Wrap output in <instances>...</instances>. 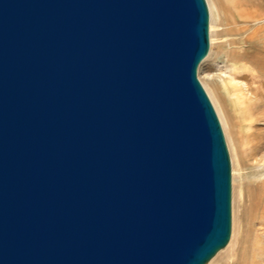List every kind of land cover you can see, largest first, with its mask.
<instances>
[{"label":"water","instance_id":"obj_1","mask_svg":"<svg viewBox=\"0 0 264 264\" xmlns=\"http://www.w3.org/2000/svg\"><path fill=\"white\" fill-rule=\"evenodd\" d=\"M207 23L205 0H0V264H206L226 245Z\"/></svg>","mask_w":264,"mask_h":264},{"label":"rangeland","instance_id":"obj_2","mask_svg":"<svg viewBox=\"0 0 264 264\" xmlns=\"http://www.w3.org/2000/svg\"><path fill=\"white\" fill-rule=\"evenodd\" d=\"M259 1L263 4L258 9L264 12V0ZM227 2L229 0L205 2L207 14L209 12L208 47L196 66V78L221 128L230 170L227 246L206 264H264V147L257 152L252 149L253 138L264 136V119L258 118V111L264 112V18L258 21L262 28L259 42L251 47L243 42L233 43ZM242 65L249 67L239 70ZM234 86L244 92L247 90L251 100L260 105L252 129L238 113L239 102L233 101L236 98ZM247 135H250L249 141L245 142Z\"/></svg>","mask_w":264,"mask_h":264},{"label":"bare ground","instance_id":"obj_3","mask_svg":"<svg viewBox=\"0 0 264 264\" xmlns=\"http://www.w3.org/2000/svg\"><path fill=\"white\" fill-rule=\"evenodd\" d=\"M206 2V0H205ZM228 3V2H227ZM262 1L259 0H229V7H230V25L233 29V43L243 42L246 43L248 47H251L256 42L260 41V33L262 32V28L258 26V21L264 18V12H261L258 8L260 7ZM207 6V3H205ZM263 4V3H262ZM208 10V7H207ZM209 16V12H208ZM263 23V22H262ZM260 25V24H259ZM264 25V24H263ZM231 31V29H230ZM263 40V39H262ZM206 55V54H205ZM231 56V54H230ZM247 62V61H246ZM252 66V65H251ZM249 66L242 65L238 69H248ZM243 69V70H244ZM246 69V70H247ZM226 87V86H225ZM249 89L250 88H246ZM234 94L236 95L238 103L239 114L242 117L244 123L247 125L248 128L252 129L253 122L257 118L255 115L257 112V108L260 105H257L251 96L248 95L247 90H244L241 87L234 86ZM232 90V95H233ZM248 90V91H249ZM235 102V103H236ZM234 104V103H233ZM236 105H234L235 107ZM236 109V108H235ZM258 118L263 120L264 119V112L263 110L258 111ZM259 132V131H258ZM255 135V131H253ZM250 135H247V141H249ZM253 138V137H252ZM250 144V143H249ZM253 150L258 151L259 149L264 147V136H256L253 138ZM264 158V156H263ZM228 242V241H227ZM227 244V243H226ZM227 246V245H225ZM225 247L219 249L211 258H213L219 251H222ZM254 250V248H253ZM211 258L209 260H211ZM254 258V257H253ZM209 262V261H208Z\"/></svg>","mask_w":264,"mask_h":264}]
</instances>
